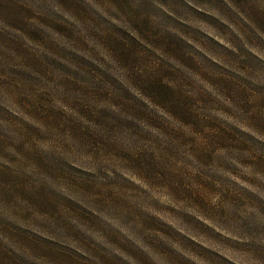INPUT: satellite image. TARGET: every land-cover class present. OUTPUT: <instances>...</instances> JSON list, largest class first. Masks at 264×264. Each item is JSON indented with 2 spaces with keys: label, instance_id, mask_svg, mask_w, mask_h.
<instances>
[{
  "label": "rangeland",
  "instance_id": "obj_1",
  "mask_svg": "<svg viewBox=\"0 0 264 264\" xmlns=\"http://www.w3.org/2000/svg\"><path fill=\"white\" fill-rule=\"evenodd\" d=\"M0 264H264V0H0Z\"/></svg>",
  "mask_w": 264,
  "mask_h": 264
}]
</instances>
